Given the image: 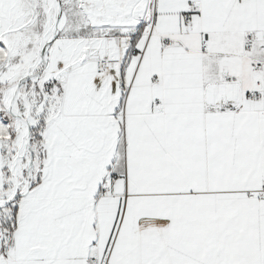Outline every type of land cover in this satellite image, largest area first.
<instances>
[{
    "label": "snow or ice",
    "instance_id": "snow-or-ice-1",
    "mask_svg": "<svg viewBox=\"0 0 264 264\" xmlns=\"http://www.w3.org/2000/svg\"><path fill=\"white\" fill-rule=\"evenodd\" d=\"M0 264H264V0H0Z\"/></svg>",
    "mask_w": 264,
    "mask_h": 264
}]
</instances>
